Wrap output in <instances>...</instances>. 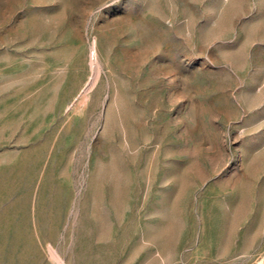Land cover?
Listing matches in <instances>:
<instances>
[{
	"label": "rangeland",
	"instance_id": "374dc122",
	"mask_svg": "<svg viewBox=\"0 0 264 264\" xmlns=\"http://www.w3.org/2000/svg\"><path fill=\"white\" fill-rule=\"evenodd\" d=\"M0 264H264V0H0Z\"/></svg>",
	"mask_w": 264,
	"mask_h": 264
}]
</instances>
